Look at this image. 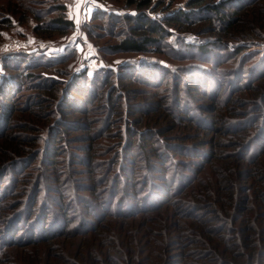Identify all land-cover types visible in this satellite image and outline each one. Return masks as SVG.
I'll list each match as a JSON object with an SVG mask.
<instances>
[{
  "label": "rangeland",
  "instance_id": "rangeland-1",
  "mask_svg": "<svg viewBox=\"0 0 264 264\" xmlns=\"http://www.w3.org/2000/svg\"><path fill=\"white\" fill-rule=\"evenodd\" d=\"M209 1L261 24L152 0L200 24L117 53L125 0H0V264H264V0Z\"/></svg>",
  "mask_w": 264,
  "mask_h": 264
},
{
  "label": "trees",
  "instance_id": "trees-1",
  "mask_svg": "<svg viewBox=\"0 0 264 264\" xmlns=\"http://www.w3.org/2000/svg\"><path fill=\"white\" fill-rule=\"evenodd\" d=\"M126 8H134L136 11L135 15L128 14L123 19H126L130 23H134L132 25V29L129 32V35L124 37L121 42L115 47V51L117 53H142L147 52L148 47L150 45L161 44L165 45L169 48L175 45L174 43L168 42V38L171 35L170 29H193L196 25L200 24L196 20L188 18L186 11H180L173 16H169L161 22H157L155 18L150 16L147 13V9L151 7L152 0H125ZM190 8L195 7L197 12H203L206 14V23L208 25L201 26L199 30L205 31L210 30L215 33V39L219 44H226V41L231 37L242 34L243 30L255 29L258 27V17L254 14L260 13L254 8L252 3L246 7H238L237 9L230 10V5L226 3H214V1L209 0H190L189 2ZM232 7V6H231ZM62 12L61 16L57 20H53V24L63 26L65 28H70L72 26V22L65 18L64 16V6L61 5L59 7ZM192 9V8H191ZM253 15L254 20L249 21V18H252ZM228 18V19H226ZM5 23H10V20L7 19ZM224 23V24H223ZM264 23V20L262 24ZM252 27V28H251ZM221 28H224L221 30ZM199 30L197 33H199ZM52 30L43 29L42 31H38L39 35L51 36ZM153 36H156L154 38ZM176 46V45H175ZM196 47V46H195ZM198 49L208 53L209 51L203 46V44H199ZM235 50L237 52H242L243 48L236 47ZM199 75H201V71L198 70ZM0 89L5 91L4 86H0ZM264 101V96H261ZM6 102V101H5ZM7 105H10V102H6ZM264 105V102H263ZM260 107V106H259ZM144 137V134L141 135ZM260 144L264 145V137L263 141H259ZM262 145V147H263ZM128 183L129 181L126 179L124 183Z\"/></svg>",
  "mask_w": 264,
  "mask_h": 264
}]
</instances>
